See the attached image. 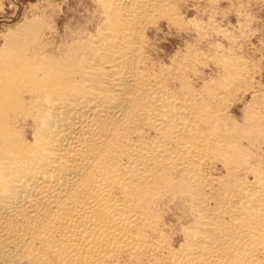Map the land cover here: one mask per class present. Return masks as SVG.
Masks as SVG:
<instances>
[{
	"label": "bare ground",
	"instance_id": "1",
	"mask_svg": "<svg viewBox=\"0 0 264 264\" xmlns=\"http://www.w3.org/2000/svg\"><path fill=\"white\" fill-rule=\"evenodd\" d=\"M187 1L96 0L93 29L2 34L0 264H264V93L223 47L209 77L204 52L157 51L161 20L220 31Z\"/></svg>",
	"mask_w": 264,
	"mask_h": 264
},
{
	"label": "rangeland",
	"instance_id": "2",
	"mask_svg": "<svg viewBox=\"0 0 264 264\" xmlns=\"http://www.w3.org/2000/svg\"><path fill=\"white\" fill-rule=\"evenodd\" d=\"M0 3V45L3 42L4 32L30 17L50 21L52 27L57 28L58 35H54L56 38L73 29L84 27L86 24L93 29V25L100 17L96 0H0ZM181 11L184 19L200 20L207 26L211 25L207 24L208 22H212V25L219 27L222 32L214 33L208 29L204 38L198 40L193 30H180L176 26L169 25L165 20H161L152 29L151 35L156 48L158 47L157 51L163 54L164 59L168 60L177 54L181 57L186 52L189 56L196 55L197 49L204 52L200 53V56L204 57L200 58L202 63H195L196 67L203 70L205 77H209L215 74L214 69L217 68L210 57L220 52L223 47L233 56H245L244 59L251 70L256 89H259L258 93L263 94L264 0H188L181 7ZM220 44L223 46L220 47ZM205 52L209 53L207 58ZM252 94V91L247 93L246 100L251 98ZM237 96L240 97V93ZM244 97L242 95L240 99H236V105H234L239 118L242 117L241 110L245 105Z\"/></svg>",
	"mask_w": 264,
	"mask_h": 264
}]
</instances>
